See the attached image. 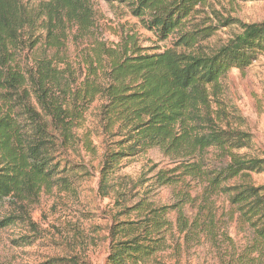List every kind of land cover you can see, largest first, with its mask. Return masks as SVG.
<instances>
[{
	"label": "trees",
	"instance_id": "16d2710c",
	"mask_svg": "<svg viewBox=\"0 0 264 264\" xmlns=\"http://www.w3.org/2000/svg\"><path fill=\"white\" fill-rule=\"evenodd\" d=\"M97 1L0 0V230L36 233L32 210L42 192L74 193L98 170V196L122 209L110 229L109 264H149L166 251L169 214L195 203L198 190L205 203L224 198L264 249V187L253 181L264 174V153L223 100L230 72L264 55V22L226 20L222 27L241 32L212 49L205 43L219 27L203 16L210 0H103L159 42L171 38L158 51L130 35L111 42ZM154 149L169 162H149L152 178L120 175L124 162ZM83 151L98 159L96 168ZM149 182L171 188L176 204L156 207Z\"/></svg>",
	"mask_w": 264,
	"mask_h": 264
},
{
	"label": "rangeland",
	"instance_id": "374dc122",
	"mask_svg": "<svg viewBox=\"0 0 264 264\" xmlns=\"http://www.w3.org/2000/svg\"><path fill=\"white\" fill-rule=\"evenodd\" d=\"M95 6L111 42H118L121 35H130L143 48L159 51L171 47V38L159 42L125 8L111 7L103 0ZM204 13L209 18L208 25L219 27L205 43L216 49L241 32L237 25L222 27L226 20L242 24L264 22V0H210ZM224 88L226 107L238 111L243 129L253 137V149L264 153V55L244 71L232 70ZM97 140L102 155L101 139ZM82 155L89 165L98 166L97 158L84 151ZM149 162L164 168L169 161L154 149L146 158L124 162L120 175L144 183L153 177L148 175L152 166ZM253 181L264 187V174L254 175ZM98 186L96 170L74 193L44 190L32 210L36 233L22 225L0 230V264H46L62 258L68 264H109L110 229L122 209L118 210L111 199L99 197ZM147 186L148 198L156 207L176 204L171 188L155 190L153 182ZM200 194L199 190L193 193L195 203L171 211L168 219L173 226L167 234L168 248L156 254L149 264H264V249H256L251 232L239 225L226 200L213 197L205 203ZM184 226L186 230H182Z\"/></svg>",
	"mask_w": 264,
	"mask_h": 264
}]
</instances>
